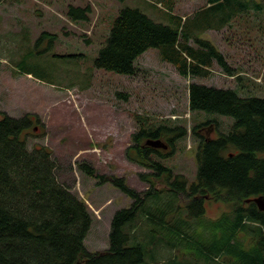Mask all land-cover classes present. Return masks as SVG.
<instances>
[{"label":"rangeland","instance_id":"1","mask_svg":"<svg viewBox=\"0 0 264 264\" xmlns=\"http://www.w3.org/2000/svg\"><path fill=\"white\" fill-rule=\"evenodd\" d=\"M173 2L183 27L195 38L211 42L234 69V76L214 62L208 78L183 77L161 59L157 49L137 60L138 72L133 77L96 68L99 52L123 8H137L155 22L175 27L166 0H0V113L16 119L29 117L30 127L22 134L28 148L45 147L53 152L60 183L76 193L91 213L92 225L85 239L91 252L109 248L114 214L130 207L133 200L111 183H100L80 170L81 165H91L100 175L124 178L144 193L151 186L140 175L151 172L128 159L132 136L141 125L145 129L160 124L180 126L187 129V135L176 142L175 152L164 163L192 183L200 136L216 138L234 120L192 113L189 85L230 88L244 98L264 99V0H246L248 8L238 2L229 4V0L220 1L222 6L216 8H210L206 0ZM70 6H90L89 19L72 20ZM224 8L226 14H217ZM43 33L47 34L39 41ZM191 45L196 46L193 41ZM208 119L214 122L194 134L196 126ZM155 185L165 190L163 181L156 180ZM177 203L185 219V195ZM230 211L225 202L206 200L201 219L191 224L199 225L204 233L203 229L207 232ZM249 235L245 231L235 237L251 241ZM160 244L148 259L152 254L160 260L169 256L163 247L168 244ZM172 255L181 260L192 257L182 248Z\"/></svg>","mask_w":264,"mask_h":264},{"label":"trees","instance_id":"2","mask_svg":"<svg viewBox=\"0 0 264 264\" xmlns=\"http://www.w3.org/2000/svg\"><path fill=\"white\" fill-rule=\"evenodd\" d=\"M220 1L206 0L210 8L222 6ZM234 2L248 8L246 0H229V4ZM166 3L175 27L155 22L137 8H123L99 52L96 68L133 77L138 72L137 60L157 49L161 59L183 77L208 78L214 62L234 76V69L211 42L195 38L183 27V18L174 13L173 0ZM90 13V6H70L68 16L87 21ZM217 14H226L225 8ZM188 97L192 113L234 120L216 138L200 136L192 183L164 163L188 132L167 124L148 129L141 125L132 136L128 159L151 172L140 175L151 186L144 193L130 187L124 178L100 175L91 165L79 167L133 200L130 207L114 214L109 248L98 252L85 245L91 213L76 193L60 183L53 152L45 147L30 150L22 139L30 118L0 113V264H264V212L253 201L247 202L264 195V99L244 98L230 88L195 82L189 85ZM208 120L196 126L194 134L213 121ZM158 141L168 148L151 145ZM151 177L163 181L165 190L157 189ZM181 194L187 199L185 219L182 205L177 203ZM206 200L231 206L230 212L209 227L208 236L205 229L202 233L199 225H192L193 220L201 219ZM147 225L149 229H144ZM245 231L251 241H238L237 233ZM162 241L168 244L163 247L169 256L160 260L152 254L148 259ZM179 248L191 259L173 256L172 251Z\"/></svg>","mask_w":264,"mask_h":264},{"label":"water","instance_id":"3","mask_svg":"<svg viewBox=\"0 0 264 264\" xmlns=\"http://www.w3.org/2000/svg\"><path fill=\"white\" fill-rule=\"evenodd\" d=\"M151 145H153L154 147L163 148V149H167L168 148L163 143H160V141L152 143ZM250 201H253L257 205V208L260 211L264 212V195L256 197L254 199L247 200V202H250Z\"/></svg>","mask_w":264,"mask_h":264}]
</instances>
